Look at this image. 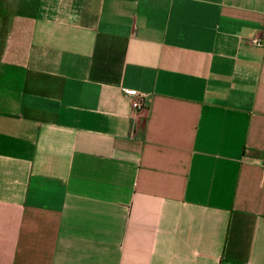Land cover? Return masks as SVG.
<instances>
[{"label":"crops","instance_id":"1","mask_svg":"<svg viewBox=\"0 0 264 264\" xmlns=\"http://www.w3.org/2000/svg\"><path fill=\"white\" fill-rule=\"evenodd\" d=\"M33 1L0 56V264H264V0Z\"/></svg>","mask_w":264,"mask_h":264},{"label":"built area","instance_id":"2","mask_svg":"<svg viewBox=\"0 0 264 264\" xmlns=\"http://www.w3.org/2000/svg\"><path fill=\"white\" fill-rule=\"evenodd\" d=\"M255 45H261V41L258 39H252L247 44H242L241 47H250ZM121 96L130 98L132 100V106L134 111H140L145 109V96L137 93L133 90H121ZM132 121V119H131Z\"/></svg>","mask_w":264,"mask_h":264},{"label":"rangeland","instance_id":"3","mask_svg":"<svg viewBox=\"0 0 264 264\" xmlns=\"http://www.w3.org/2000/svg\"><path fill=\"white\" fill-rule=\"evenodd\" d=\"M8 6H7V8H6V24H5V28H6V34L8 35V33L7 32H9V29H10V26H11V23H12V19H13V16L15 15V13H16V3H17V0H8ZM30 4H31V6H30ZM32 5H33V10L35 9V6H36V4L34 5V1L33 0H31V3H29V1H27L26 0V8L27 9H29V7L30 8H32ZM4 35V37L6 36L7 37V35ZM6 37H5V39H6ZM5 45V44H4Z\"/></svg>","mask_w":264,"mask_h":264},{"label":"trees","instance_id":"4","mask_svg":"<svg viewBox=\"0 0 264 264\" xmlns=\"http://www.w3.org/2000/svg\"><path fill=\"white\" fill-rule=\"evenodd\" d=\"M8 0H0V56L2 54L3 48H4V41L5 37L4 35L6 34V8L8 6ZM8 33V32H7ZM7 35V34H6Z\"/></svg>","mask_w":264,"mask_h":264}]
</instances>
